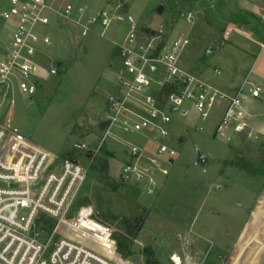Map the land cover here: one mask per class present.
<instances>
[{
	"label": "rangeland",
	"instance_id": "1",
	"mask_svg": "<svg viewBox=\"0 0 264 264\" xmlns=\"http://www.w3.org/2000/svg\"><path fill=\"white\" fill-rule=\"evenodd\" d=\"M53 1L86 4L94 12H114L110 6L115 4V0ZM239 1L133 0L119 11L131 15L141 33L163 30V39L169 40L187 34L189 44L181 55L186 69L211 74L214 68H220L227 74L239 52L228 45L209 56L206 51L214 41L224 40L226 21L242 16ZM158 5L164 6L162 14L155 11ZM189 12L193 14V24L186 20ZM103 30L98 22L82 36L71 25L54 24L46 60L49 67L58 68L57 75L42 77L33 100L15 93L8 103L6 112L18 133L8 141L7 153L44 150L60 159L80 161L87 175L78 204L88 202L93 206L113 230L118 247L123 245L120 252L134 264H167L170 254L185 251L182 246L190 243V238L207 245L205 256L201 255L204 264H223V249L231 245L246 218L245 208L239 203L264 192V143L254 141L258 136L254 132L252 136L246 132L235 136L228 130L221 136L216 131L222 118L217 103L206 120L191 107L185 117L172 114L170 143L176 149L174 163L158 156L156 143L142 134L118 131L96 153L76 151V143L91 146L103 137L106 101L122 73L119 44L129 24L113 21ZM128 142L157 157L167 170L166 174L152 172L157 183L154 193H147L145 182L136 184L120 178L129 159ZM197 149L208 155L204 168L194 165ZM260 264H264V258Z\"/></svg>",
	"mask_w": 264,
	"mask_h": 264
},
{
	"label": "built area",
	"instance_id": "2",
	"mask_svg": "<svg viewBox=\"0 0 264 264\" xmlns=\"http://www.w3.org/2000/svg\"><path fill=\"white\" fill-rule=\"evenodd\" d=\"M132 1L115 0L110 6L114 12H94L86 4L1 0L0 264H134L120 252L113 230L93 206L78 204L87 175L80 161L60 159L44 150L6 151L8 141L18 133L6 112L8 103L15 93L34 97L45 74L57 75L58 68L49 67L46 60L54 24L71 25L82 36L98 22L104 30L113 21L129 24L119 44L122 73L106 101L105 133L95 145L76 143V151L96 153L118 131L142 134L154 141L158 156L172 163L176 156L170 143L172 114L185 117L191 107L206 120L220 102H227V107L217 132L221 136L228 130L253 135L244 104L248 97H260L259 85L246 80V86L228 93L199 72L186 69L181 55L189 44L188 35L181 33L169 40L163 39V30L153 31V35L139 32L136 20L119 11ZM186 20L194 23L192 12ZM127 147L130 161L123 166L120 178L136 184L145 182L147 193H154L157 183L152 172L167 173L162 161L135 143L128 142ZM204 263L201 255L182 251L170 254L167 264Z\"/></svg>",
	"mask_w": 264,
	"mask_h": 264
},
{
	"label": "crops",
	"instance_id": "3",
	"mask_svg": "<svg viewBox=\"0 0 264 264\" xmlns=\"http://www.w3.org/2000/svg\"><path fill=\"white\" fill-rule=\"evenodd\" d=\"M238 6L242 16H239L238 20L226 21L224 40H220L221 46L215 49L216 51L223 45H228L239 52L235 62H230L231 71L227 74L220 68H214L211 74H204L200 69L198 71L212 85L228 93H234L246 86V80L259 85L260 97H248L244 107L249 114L253 132L258 135L254 141L262 140L264 143V0H240ZM226 107L227 102H220L219 107L217 106L221 110L222 118ZM179 140L181 141V138ZM128 161L129 159L125 163ZM239 206L245 208L246 218L231 245L227 250L223 249L225 253L222 263L260 264L264 258V192L249 201H241ZM189 242H185L181 250H192L199 255L205 253L207 245L204 242L197 238H190ZM188 244L192 247H188Z\"/></svg>",
	"mask_w": 264,
	"mask_h": 264
},
{
	"label": "water",
	"instance_id": "4",
	"mask_svg": "<svg viewBox=\"0 0 264 264\" xmlns=\"http://www.w3.org/2000/svg\"><path fill=\"white\" fill-rule=\"evenodd\" d=\"M155 11L157 14H162L164 11V6L163 5H158L155 8ZM153 31L151 32V35H153ZM221 46V42L220 41H214L213 45L211 47H209L206 51V56H209L211 54H213L215 52V48L220 47ZM60 66V65H59ZM30 100H33V98H30ZM106 125L103 124L101 125V128H104V126ZM208 155L203 153L200 149L196 150V160L194 162L195 166H201V167H206L208 164ZM171 162H174L173 160Z\"/></svg>",
	"mask_w": 264,
	"mask_h": 264
},
{
	"label": "trees",
	"instance_id": "5",
	"mask_svg": "<svg viewBox=\"0 0 264 264\" xmlns=\"http://www.w3.org/2000/svg\"><path fill=\"white\" fill-rule=\"evenodd\" d=\"M261 155H262V158H263V164H264V147H263V149H262V152H261ZM103 166H106V163L104 162V164H102ZM122 244H120L119 245V248H120V251H121V249H122ZM122 252V251H121Z\"/></svg>",
	"mask_w": 264,
	"mask_h": 264
}]
</instances>
